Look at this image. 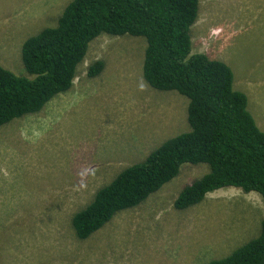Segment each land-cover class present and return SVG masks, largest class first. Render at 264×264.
<instances>
[{
    "label": "rangeland",
    "instance_id": "rangeland-1",
    "mask_svg": "<svg viewBox=\"0 0 264 264\" xmlns=\"http://www.w3.org/2000/svg\"><path fill=\"white\" fill-rule=\"evenodd\" d=\"M69 1L0 0V65L25 75L22 42L54 26ZM190 35L193 53L231 68L264 131V0H199ZM145 47L141 36H97L70 89L0 126V264H207L259 235L264 203L254 191L219 188L175 209L183 188L209 171L183 163L86 241L75 237L71 217L99 187L190 130L187 97L144 80ZM95 59L104 68L88 78Z\"/></svg>",
    "mask_w": 264,
    "mask_h": 264
},
{
    "label": "trees",
    "instance_id": "trees-1",
    "mask_svg": "<svg viewBox=\"0 0 264 264\" xmlns=\"http://www.w3.org/2000/svg\"><path fill=\"white\" fill-rule=\"evenodd\" d=\"M199 0H70L54 26L21 44L25 75L0 65V126L36 113L73 84L90 42L101 34L145 38L142 75L158 90L188 99L189 131L163 141L143 160L121 169L71 217L78 240L86 241L117 212L137 206L174 178L183 163L208 164L209 171L185 186L175 209L201 202L209 192L238 187L264 203V131L247 109L248 97L233 88V73L222 60L192 52L190 27ZM104 61L86 68L98 76ZM257 237L207 264H264V217Z\"/></svg>",
    "mask_w": 264,
    "mask_h": 264
}]
</instances>
